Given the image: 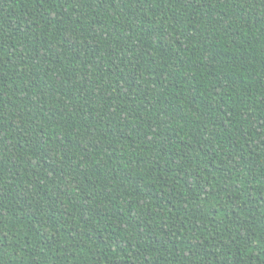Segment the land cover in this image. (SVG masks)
<instances>
[{
    "label": "trees",
    "instance_id": "16d2710c",
    "mask_svg": "<svg viewBox=\"0 0 264 264\" xmlns=\"http://www.w3.org/2000/svg\"><path fill=\"white\" fill-rule=\"evenodd\" d=\"M0 264H264V0H0Z\"/></svg>",
    "mask_w": 264,
    "mask_h": 264
}]
</instances>
